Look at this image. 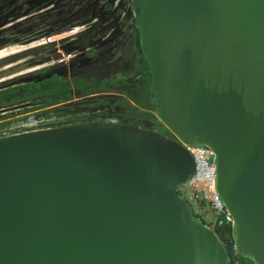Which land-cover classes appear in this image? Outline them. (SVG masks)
I'll return each mask as SVG.
<instances>
[{"label": "water", "instance_id": "95a60500", "mask_svg": "<svg viewBox=\"0 0 264 264\" xmlns=\"http://www.w3.org/2000/svg\"><path fill=\"white\" fill-rule=\"evenodd\" d=\"M131 17L157 120L0 134V264H264V0H132ZM200 147L223 236L178 192Z\"/></svg>", "mask_w": 264, "mask_h": 264}, {"label": "flooded vegetation", "instance_id": "af4514ba", "mask_svg": "<svg viewBox=\"0 0 264 264\" xmlns=\"http://www.w3.org/2000/svg\"><path fill=\"white\" fill-rule=\"evenodd\" d=\"M131 7L132 0H0V74L20 71L30 77L50 76L44 81L59 76L74 87L73 81L87 74L106 77L134 71L135 59L142 77L144 63ZM25 75L8 83L16 84ZM122 107H110L70 120L115 115L118 111L133 114Z\"/></svg>", "mask_w": 264, "mask_h": 264}, {"label": "trees", "instance_id": "16d2710c", "mask_svg": "<svg viewBox=\"0 0 264 264\" xmlns=\"http://www.w3.org/2000/svg\"><path fill=\"white\" fill-rule=\"evenodd\" d=\"M132 65L134 71L130 70L117 76L102 77L98 74H87L77 79L79 81H73L76 83L74 87L59 76L40 81L34 79L35 75L21 77L16 80L18 82L16 84H1L0 120L14 118L0 122V134L17 131L26 124L39 121L57 123L76 118L78 115L98 113L100 110L115 106L126 107L133 115L144 119H156L151 113L149 102L147 67L144 64L143 76L140 77L141 70L137 60L134 59ZM115 85L121 86V89H116ZM105 93L116 95H100ZM80 97L83 98L69 102L73 98ZM224 224L223 221L218 222L217 230H222Z\"/></svg>", "mask_w": 264, "mask_h": 264}, {"label": "built area", "instance_id": "2783aa9c", "mask_svg": "<svg viewBox=\"0 0 264 264\" xmlns=\"http://www.w3.org/2000/svg\"><path fill=\"white\" fill-rule=\"evenodd\" d=\"M48 124L54 123L39 121L33 124H26L31 127L23 125L18 130H23L26 128H35ZM189 150L191 151L196 160L197 172L186 185H183L178 188V192L181 193V191L186 190L189 193V200H193L203 205L209 206L211 211L217 214L218 216L221 213L226 216L224 205L215 191L216 173L215 167L211 162V151L205 147L189 148ZM210 227L213 229L212 225ZM216 233L220 235V233Z\"/></svg>", "mask_w": 264, "mask_h": 264}, {"label": "rangeland", "instance_id": "374dc122", "mask_svg": "<svg viewBox=\"0 0 264 264\" xmlns=\"http://www.w3.org/2000/svg\"><path fill=\"white\" fill-rule=\"evenodd\" d=\"M2 75L6 76V77H3L2 79H0V85L10 82L11 80H13L16 77L18 78L19 76H24L25 74H23V73L17 74L16 73L14 75H8V74H2ZM2 75H0V76H2ZM25 76H27V75H25ZM129 112H131V111L129 110ZM12 118H14V117L7 118L4 120H0V122L8 121ZM26 126L31 127L29 125H26ZM181 194L186 196L189 203L193 207L194 213L197 216H199L206 224H208L210 226L212 225L213 227H215V229H217L216 226H217L218 222L223 221L224 223H226V221H227L226 216L223 213H221L218 216L217 214H215L211 211L209 206L203 205V204L196 202V201H193V200H189V193L186 190L181 191Z\"/></svg>", "mask_w": 264, "mask_h": 264}, {"label": "bare ground", "instance_id": "6f19581e", "mask_svg": "<svg viewBox=\"0 0 264 264\" xmlns=\"http://www.w3.org/2000/svg\"><path fill=\"white\" fill-rule=\"evenodd\" d=\"M16 52V51H15ZM13 53V52H12ZM1 56V55H0ZM5 56V55H4Z\"/></svg>", "mask_w": 264, "mask_h": 264}]
</instances>
